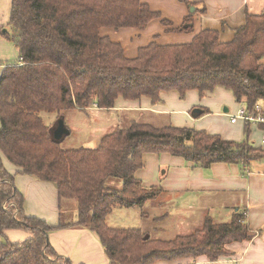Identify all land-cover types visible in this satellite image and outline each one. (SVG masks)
<instances>
[{
	"label": "trees",
	"instance_id": "trees-1",
	"mask_svg": "<svg viewBox=\"0 0 264 264\" xmlns=\"http://www.w3.org/2000/svg\"><path fill=\"white\" fill-rule=\"evenodd\" d=\"M180 1L193 5L192 0ZM159 18L140 0H11L8 26L13 35L0 27V36L13 43L19 62L5 64L0 76V264H71L48 242L51 231L70 226L93 232L108 264L200 257L215 262L229 255V244L252 239L243 213L233 214L229 223L206 218L200 232L171 241L106 223L114 209H142L161 195L160 188H145L134 177L144 154H170L200 168L215 163L249 166L264 160V150L248 137L225 141L204 131L134 121L104 135L94 149H62L42 120L43 113L91 108L109 112L120 98H148L157 104L160 93L170 91L183 99L188 91L204 96L222 88L248 109L264 104V15L247 16L230 43H220L217 32L205 30L189 44L151 43L134 59L124 56L120 44L100 35L103 28L142 31ZM191 25L188 16L181 27L169 31L189 32ZM249 131L245 126L246 135ZM2 157L22 175L56 185L62 212L57 227L24 214L23 196ZM112 179L121 189L107 186ZM67 201L75 203L74 223L63 219ZM142 216L148 218L146 212ZM11 230L30 237L12 243L5 235Z\"/></svg>",
	"mask_w": 264,
	"mask_h": 264
},
{
	"label": "crops",
	"instance_id": "crops-1",
	"mask_svg": "<svg viewBox=\"0 0 264 264\" xmlns=\"http://www.w3.org/2000/svg\"><path fill=\"white\" fill-rule=\"evenodd\" d=\"M140 1L158 13L160 18L151 21L142 31L130 29L115 38L118 40L115 43L121 45L128 59L136 58L138 50L151 43L159 46L189 44L197 34L205 30L217 32L220 43H230L235 31L245 26L247 16L264 15V0H192L191 7L180 0ZM188 16L192 17L189 32L169 31L181 27ZM162 20L170 22L171 26H163ZM0 42L3 47H7L1 38ZM0 59L3 60V54ZM18 62L17 51L15 63ZM261 63L264 64V58ZM0 68L3 71L4 67ZM159 98L157 104L148 98L138 101L120 98L109 112L120 115L127 112L125 114L138 117L141 122L144 119L154 123L162 121L159 123L162 126L145 122L154 127L172 126L204 131L209 135L220 136L225 141L242 142L248 137L250 143L264 150V144H261L264 128L250 126L249 135H246L244 123H230L229 115L234 114L238 106L244 103H237L227 90L216 88L204 96H200L197 91H188L183 99L177 92L170 91L160 93ZM1 162L13 176V186L23 196L24 214L57 227L62 212L60 214L56 185L22 175L3 157ZM134 177L145 188H160L161 195L168 201L165 205L155 200L147 202L142 209H129L151 213L156 209L159 212L164 209L171 211L176 206L178 210L186 208L188 211L197 210L207 214L214 223H229L233 214L243 213L246 226L253 234L249 241L229 244V255L215 262L200 257L195 260L184 258L171 262L159 261L156 264H264V160L252 162L249 166L215 163L208 168H200L170 154L146 153L142 156V167L134 173ZM63 206L64 221L67 224L74 223L75 203L67 201ZM163 213L154 215L152 220ZM5 235L12 243L30 237V234L21 230L6 231ZM48 242L58 257L67 259L71 264H108L104 248L96 235L87 229L76 226L58 228L49 233Z\"/></svg>",
	"mask_w": 264,
	"mask_h": 264
},
{
	"label": "rangeland",
	"instance_id": "rangeland-1",
	"mask_svg": "<svg viewBox=\"0 0 264 264\" xmlns=\"http://www.w3.org/2000/svg\"><path fill=\"white\" fill-rule=\"evenodd\" d=\"M10 3L11 0H0V26L11 36L13 35V30L8 26ZM127 31H130V29L115 30L103 28L100 30V35L107 36L112 41L118 42L115 38ZM0 38L7 45V47H3V44L0 42V55L3 54V60L0 59V67H4L8 62H17V50L13 43L2 36H0ZM1 71L2 68H0V73ZM240 107L239 105L238 108ZM221 111L223 112V109ZM125 113H121L120 115L115 112H105L91 108L86 111H64L60 114L43 113L41 117L44 124L48 126L50 130L54 129L59 121L64 123L69 134L65 135L59 142V146L62 149H94L98 146L100 138L104 135L112 133L117 129L125 128L129 126L130 122L135 121L141 123L138 117L134 118L132 115ZM142 122L162 126L159 124L162 121L154 123L148 119H144ZM107 186L119 188V182L112 179L107 182ZM167 201L168 200L162 195L156 198L157 203L161 202L166 205ZM175 208L171 209V211L168 209L161 210L160 212H164L163 214L166 218L157 223L154 222L152 218L154 215L160 214L158 209L151 213L146 211L149 217V219H147L141 214L145 213L144 210L140 212L137 209L116 208L108 215L106 222L111 228L141 229L153 239L171 241L176 237H188L194 233L200 232L204 226L205 219L210 218L207 214H202L197 210L188 211L186 208H182L181 210Z\"/></svg>",
	"mask_w": 264,
	"mask_h": 264
},
{
	"label": "built area",
	"instance_id": "built-area-1",
	"mask_svg": "<svg viewBox=\"0 0 264 264\" xmlns=\"http://www.w3.org/2000/svg\"><path fill=\"white\" fill-rule=\"evenodd\" d=\"M234 114L229 115L230 123L235 124L238 122L244 123L245 126H263L264 127V106L257 104L253 109H248L245 104ZM261 144H264V136L261 139ZM5 208V207H4Z\"/></svg>",
	"mask_w": 264,
	"mask_h": 264
},
{
	"label": "water",
	"instance_id": "water-1",
	"mask_svg": "<svg viewBox=\"0 0 264 264\" xmlns=\"http://www.w3.org/2000/svg\"><path fill=\"white\" fill-rule=\"evenodd\" d=\"M191 11H193V8H191ZM224 112H226V109H224ZM51 137L54 142L59 144L60 140L65 136L68 135L69 132L66 129L64 123L62 121H59L57 126L50 130Z\"/></svg>",
	"mask_w": 264,
	"mask_h": 264
}]
</instances>
